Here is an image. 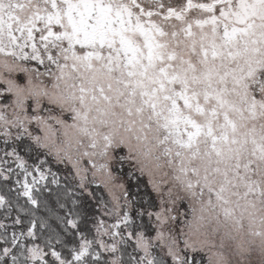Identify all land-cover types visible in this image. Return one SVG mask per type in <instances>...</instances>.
Here are the masks:
<instances>
[{"label": "snow or ice", "instance_id": "snow-or-ice-1", "mask_svg": "<svg viewBox=\"0 0 264 264\" xmlns=\"http://www.w3.org/2000/svg\"><path fill=\"white\" fill-rule=\"evenodd\" d=\"M0 264H264V0H0Z\"/></svg>", "mask_w": 264, "mask_h": 264}]
</instances>
